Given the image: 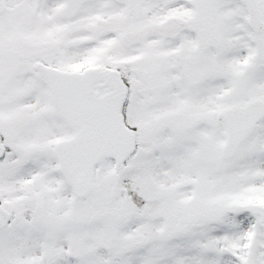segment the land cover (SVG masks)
<instances>
[{"label":"snow or ice","instance_id":"snow-or-ice-1","mask_svg":"<svg viewBox=\"0 0 264 264\" xmlns=\"http://www.w3.org/2000/svg\"><path fill=\"white\" fill-rule=\"evenodd\" d=\"M0 264H264V0H0Z\"/></svg>","mask_w":264,"mask_h":264}]
</instances>
